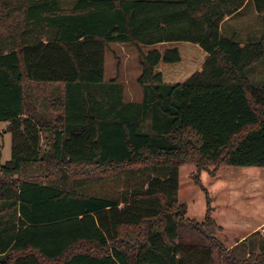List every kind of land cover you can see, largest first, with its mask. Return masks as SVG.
Listing matches in <instances>:
<instances>
[{
    "label": "trees",
    "instance_id": "trees-1",
    "mask_svg": "<svg viewBox=\"0 0 264 264\" xmlns=\"http://www.w3.org/2000/svg\"><path fill=\"white\" fill-rule=\"evenodd\" d=\"M249 1L264 14V0H0V264H264V230L226 249L177 197L183 165L264 168V87L245 75L264 46L220 31ZM112 43L138 49L139 103L103 83Z\"/></svg>",
    "mask_w": 264,
    "mask_h": 264
},
{
    "label": "rangeland",
    "instance_id": "rangeland-1",
    "mask_svg": "<svg viewBox=\"0 0 264 264\" xmlns=\"http://www.w3.org/2000/svg\"><path fill=\"white\" fill-rule=\"evenodd\" d=\"M220 31L222 37L239 45L261 43L264 46V14H257L249 1L238 13L225 19ZM140 74L139 52L135 46L119 43L107 46L103 83L116 81L122 85L126 103L141 101L137 83ZM245 75L253 87L263 88L264 58ZM148 126L149 121H146L144 128L147 130ZM3 128L1 123L0 163L11 156V138ZM212 172L213 168L197 172L192 165L181 166L177 197L186 205L185 218L198 223L204 222L206 217L215 221L219 227L217 238L223 247L230 249L240 239L264 230V168L222 166ZM4 215L1 213L0 218Z\"/></svg>",
    "mask_w": 264,
    "mask_h": 264
},
{
    "label": "crops",
    "instance_id": "crops-1",
    "mask_svg": "<svg viewBox=\"0 0 264 264\" xmlns=\"http://www.w3.org/2000/svg\"><path fill=\"white\" fill-rule=\"evenodd\" d=\"M228 19V18H227ZM225 21V20H224ZM223 21V22H224ZM33 95L31 96V97H34L33 99H31V97H30V99H31V101L33 102V104L35 105L34 107L36 108V110H37V112H39V113H45L46 114V112H44V110L45 109H42V107H39L40 106V103L42 102V100L43 99H45L46 97H47V95H41V93L40 94H36V93H32ZM8 126V124H4V128H3V131L5 132V127H7ZM45 127H46V125H45ZM6 134V133H5ZM44 137H46V138H48V139H50V138H53V135H52V132L50 131V130H47V132H44V134H43V138ZM45 139V138H44ZM43 139V140H44ZM245 238V237H244ZM244 238H242V239H240L239 241H241V240H243Z\"/></svg>",
    "mask_w": 264,
    "mask_h": 264
}]
</instances>
